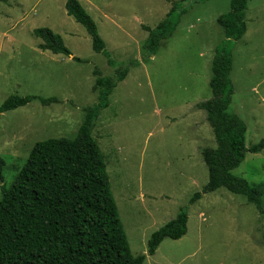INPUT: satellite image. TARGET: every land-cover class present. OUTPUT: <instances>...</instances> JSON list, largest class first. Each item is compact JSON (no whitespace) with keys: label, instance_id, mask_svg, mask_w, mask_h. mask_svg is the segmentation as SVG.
<instances>
[{"label":"rangeland","instance_id":"rangeland-1","mask_svg":"<svg viewBox=\"0 0 264 264\" xmlns=\"http://www.w3.org/2000/svg\"><path fill=\"white\" fill-rule=\"evenodd\" d=\"M67 1L0 0V107L15 94L58 100L49 105L36 100L0 115L6 186L38 142L76 136L83 108L97 102L94 70L104 77L116 72L93 50L85 28L68 16ZM78 1L96 23L117 69L130 70L102 111L93 137L105 155L133 255L145 254L152 233L187 208L186 235L164 240L144 264H264V221L254 205L225 188L191 204L208 183L201 150L217 146L205 111L196 105L212 98V61L225 39L217 19L229 12L230 0H188L189 11L153 57L143 49L144 27L156 28L172 9L171 1ZM246 21L247 33L233 50L229 112L247 123L250 148L264 138V0H248ZM41 28L59 34L83 63L40 49L34 31ZM233 174L264 184V151L247 153Z\"/></svg>","mask_w":264,"mask_h":264},{"label":"trees","instance_id":"trees-1","mask_svg":"<svg viewBox=\"0 0 264 264\" xmlns=\"http://www.w3.org/2000/svg\"><path fill=\"white\" fill-rule=\"evenodd\" d=\"M169 1L172 9L165 19L154 29L144 27L148 38L143 49L149 57L157 54L162 42L172 38L181 17L189 11L188 0ZM65 7L68 16L90 35L93 50L102 54L116 72L114 77H104L98 68L94 70L92 91L97 93V102L83 108V121L76 136L38 142L9 186L2 184L6 163L0 157V264H144L164 240H178L186 235L187 208L152 233L145 254L133 255L112 193L105 155L93 137L102 111L109 108L112 94L130 70L117 69L96 23L78 0H68ZM247 10L248 0H230L229 12L217 19L225 39L216 47L212 61V98L196 105L205 111L217 146L201 150L208 183L193 196L191 204L225 188L254 205L264 221V184L252 185L233 174L247 153L264 151V138L247 148V123L229 112L234 94L233 50L247 33ZM34 34L42 41L39 48L43 51L83 63L73 57L59 34L44 28L36 29ZM36 100L44 105L58 102L56 98L15 94L1 105L0 115Z\"/></svg>","mask_w":264,"mask_h":264}]
</instances>
